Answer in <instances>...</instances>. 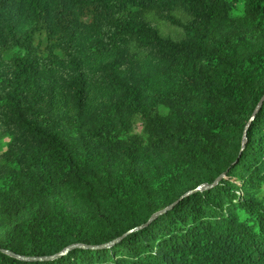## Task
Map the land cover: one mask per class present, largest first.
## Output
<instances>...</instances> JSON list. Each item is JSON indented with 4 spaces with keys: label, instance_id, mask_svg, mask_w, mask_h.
I'll return each mask as SVG.
<instances>
[{
    "label": "trees",
    "instance_id": "trees-1",
    "mask_svg": "<svg viewBox=\"0 0 264 264\" xmlns=\"http://www.w3.org/2000/svg\"><path fill=\"white\" fill-rule=\"evenodd\" d=\"M263 97L264 0H0V264H264Z\"/></svg>",
    "mask_w": 264,
    "mask_h": 264
},
{
    "label": "water",
    "instance_id": "water-1",
    "mask_svg": "<svg viewBox=\"0 0 264 264\" xmlns=\"http://www.w3.org/2000/svg\"><path fill=\"white\" fill-rule=\"evenodd\" d=\"M263 103H264V97H263V99L260 101L259 105L257 106V108H256V110H255V112H254V114H253V116H252V119H251L250 123H251L252 120L255 118L256 114H257L258 111L260 110V108H261V106L263 105ZM250 123L247 125L246 129H248V127L250 126ZM220 179H221V178H219V179L215 182V184H216ZM206 187H207L206 185H201V186H199V187L197 188V190H202V189H204V188H206ZM175 205H176V203L173 204V205H171L169 208L163 210V212H161V213H165V212H167L168 210L172 209ZM157 215H158V214H157ZM157 215H155V217H156ZM71 248H73V247H70V248L66 249L65 252H63V253L60 254L59 256H62L64 253H66V252H67L69 249H71ZM5 252H6V253H9V254L12 255L13 257H16V258H18V259H20V260H23V261H36V260H42V259H43V258H29V257L20 256V255H14L13 253L8 252V251H5Z\"/></svg>",
    "mask_w": 264,
    "mask_h": 264
},
{
    "label": "rangeland",
    "instance_id": "rangeland-1",
    "mask_svg": "<svg viewBox=\"0 0 264 264\" xmlns=\"http://www.w3.org/2000/svg\"><path fill=\"white\" fill-rule=\"evenodd\" d=\"M135 128H136V131L139 133L143 130V124L141 122H138ZM8 142H9V138L0 136V151L6 150V146Z\"/></svg>",
    "mask_w": 264,
    "mask_h": 264
}]
</instances>
